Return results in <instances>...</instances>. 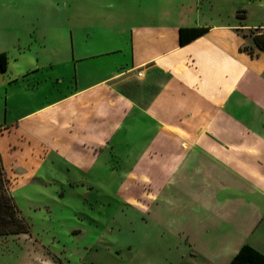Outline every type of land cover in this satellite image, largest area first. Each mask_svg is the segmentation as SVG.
<instances>
[{
	"label": "crops",
	"instance_id": "0c3cea01",
	"mask_svg": "<svg viewBox=\"0 0 264 264\" xmlns=\"http://www.w3.org/2000/svg\"><path fill=\"white\" fill-rule=\"evenodd\" d=\"M76 9L75 22L0 48L11 182L31 180L52 156L80 169L70 182L94 181L101 167L123 172L154 185L157 207L173 209L206 264H230L246 244L264 254V49L253 38L264 32V0ZM182 27L209 29L182 44Z\"/></svg>",
	"mask_w": 264,
	"mask_h": 264
},
{
	"label": "rangeland",
	"instance_id": "374dc122",
	"mask_svg": "<svg viewBox=\"0 0 264 264\" xmlns=\"http://www.w3.org/2000/svg\"><path fill=\"white\" fill-rule=\"evenodd\" d=\"M77 2L0 0V48L11 50L18 35L75 22ZM94 171V181L70 182L81 179L80 169L69 172L52 156L31 180L12 181L30 232L0 236V264H206L173 221V209L157 207L152 183L126 182L123 172L112 177L102 167Z\"/></svg>",
	"mask_w": 264,
	"mask_h": 264
},
{
	"label": "trees",
	"instance_id": "16d2710c",
	"mask_svg": "<svg viewBox=\"0 0 264 264\" xmlns=\"http://www.w3.org/2000/svg\"><path fill=\"white\" fill-rule=\"evenodd\" d=\"M207 27H182L180 41L187 43L208 31ZM255 43L264 49V32L254 33ZM9 58L5 52L0 53V68L6 70ZM30 232V226L20 212L11 192V180L5 169L0 152V236L20 235ZM230 264H264V254L246 244L235 255Z\"/></svg>",
	"mask_w": 264,
	"mask_h": 264
}]
</instances>
